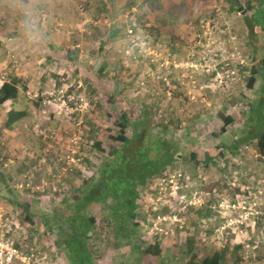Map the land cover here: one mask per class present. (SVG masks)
Instances as JSON below:
<instances>
[{"label": "rangeland", "instance_id": "374dc122", "mask_svg": "<svg viewBox=\"0 0 264 264\" xmlns=\"http://www.w3.org/2000/svg\"><path fill=\"white\" fill-rule=\"evenodd\" d=\"M244 2L0 0V82L19 88L0 106V242L23 258L11 264H70L42 216L98 179L121 146L110 135L122 115L133 124L148 114L146 136L178 156L141 192L129 242L105 206H87L93 264H199L216 253L221 264H264V144L248 136L264 105V0L255 44L227 12Z\"/></svg>", "mask_w": 264, "mask_h": 264}, {"label": "trees", "instance_id": "16d2710c", "mask_svg": "<svg viewBox=\"0 0 264 264\" xmlns=\"http://www.w3.org/2000/svg\"><path fill=\"white\" fill-rule=\"evenodd\" d=\"M99 1L101 6L107 7L103 0ZM154 5L156 11H165L160 1L155 2ZM247 11L249 10L247 9ZM115 33L116 31H114ZM112 37L113 35L109 38ZM261 68L264 71V61ZM253 84L254 80H251V87ZM18 96L19 88L16 80L0 82V106L10 101H16ZM257 109V128L255 131L251 130L248 136L251 137L253 134L258 138L257 144H264V105L259 104ZM146 117L144 122L139 120L131 124L129 117L122 115L120 122L116 124L118 132L110 135V138L121 146L112 148L108 152V157L111 160L99 167L98 179L91 180L88 187H84L86 190L82 191L83 196L77 198L76 204L42 216L45 229L47 232L52 231L57 234L55 245L64 252L70 264H93L88 240L91 229L95 227L96 219L89 216L86 210L87 206L93 202L105 206L109 211V223L114 225L117 237L124 238L129 242L135 233L134 231L130 232V224L137 220V209H139L137 201L141 198V192L146 191L150 182L160 176L178 156L177 149L166 139H152L151 133H147L146 136L143 126L147 119H151L152 114H148ZM14 121L15 119L9 118L7 126L10 127ZM232 122V117H226L221 133L225 134L228 125ZM130 125L135 126V131H140V133H134L132 138L127 137ZM253 125L254 123L249 121V128ZM212 135L218 137L220 134L213 132ZM248 136L242 141L248 140ZM97 147H102L100 141L97 142ZM15 206L19 209L23 208V211L27 213V219L31 221L28 207L19 202L15 203ZM139 227L138 223L132 224L134 229ZM146 251L149 254H154L155 248L150 247ZM224 258L221 253H216L212 257L204 258L199 264H221Z\"/></svg>", "mask_w": 264, "mask_h": 264}, {"label": "crops", "instance_id": "0c3cea01", "mask_svg": "<svg viewBox=\"0 0 264 264\" xmlns=\"http://www.w3.org/2000/svg\"><path fill=\"white\" fill-rule=\"evenodd\" d=\"M241 3L244 2L245 0H239ZM247 1H250V0H247ZM245 1V6H237V8L235 7L234 4L232 5H229V8L227 9V12L229 14H231L233 17L238 14L239 17H240V21L243 22V25L245 26V30H246V35L252 39L250 42H252L253 44L256 43V28L258 27V24H255V22H251V21H257V19L259 20V10L257 9V4L255 2V0H253V5H247ZM249 11H247V9ZM243 9V11H242ZM240 12V13H238ZM248 12V13H247ZM247 13V14H246ZM245 21H249L250 24L247 25ZM253 30V31H252ZM249 31V32H247ZM252 31V32H251ZM252 44V45H253Z\"/></svg>", "mask_w": 264, "mask_h": 264}, {"label": "built area", "instance_id": "2783aa9c", "mask_svg": "<svg viewBox=\"0 0 264 264\" xmlns=\"http://www.w3.org/2000/svg\"><path fill=\"white\" fill-rule=\"evenodd\" d=\"M17 259L23 261L22 254L19 250L9 244L0 242V264H11Z\"/></svg>", "mask_w": 264, "mask_h": 264}]
</instances>
